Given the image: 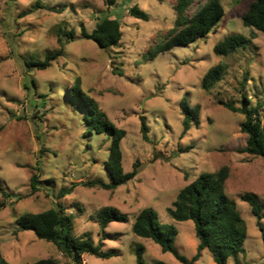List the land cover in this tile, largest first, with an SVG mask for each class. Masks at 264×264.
Segmentation results:
<instances>
[{
	"label": "rangeland",
	"instance_id": "374dc122",
	"mask_svg": "<svg viewBox=\"0 0 264 264\" xmlns=\"http://www.w3.org/2000/svg\"><path fill=\"white\" fill-rule=\"evenodd\" d=\"M38 1L44 7H36ZM252 1L222 0L225 16L207 37L149 58V49L173 28L176 0H116L113 5L105 0H0V190L10 194L0 196L6 204L0 206V249L6 259L25 264L55 258L72 264L53 242L20 230L16 223L26 212L62 207L72 215L76 236L116 252L109 258L84 254L83 264H137L138 245L145 247L148 264H185L152 239L135 234V216L145 207L156 209L161 223L177 227L174 245L191 259L199 243L195 224L175 221L168 207L202 172L229 166L226 193L236 200L248 229L240 264H264L263 232L251 205L242 199L253 192L264 207V157L242 152L248 139L241 129L245 114L224 104L242 107L243 94L252 105L258 100L264 104V33L243 23ZM134 5L148 14L147 20L130 14ZM195 10L191 6L188 14ZM104 17L121 22V42L111 49L100 48L81 33L84 28L92 32ZM231 34L249 38L248 46L218 55L214 46ZM60 37L65 49L50 66L26 64L44 61L60 48ZM220 63L227 65L223 79L204 89V75ZM77 79L109 119L127 131L121 144L123 165L130 172L137 163L139 173L115 190L77 184L60 197L61 189L81 181L111 182L105 166L110 142L106 134L89 130L73 88ZM184 98L200 107L199 121L185 134ZM141 116L149 125V140L143 138ZM33 175L38 178L36 192ZM104 206L128 216L125 222H111L106 238L95 221L96 211ZM194 264L217 262L204 249ZM229 264L236 263L230 259Z\"/></svg>",
	"mask_w": 264,
	"mask_h": 264
},
{
	"label": "trees",
	"instance_id": "16d2710c",
	"mask_svg": "<svg viewBox=\"0 0 264 264\" xmlns=\"http://www.w3.org/2000/svg\"><path fill=\"white\" fill-rule=\"evenodd\" d=\"M107 5H113L116 0H105ZM36 7H44L39 1ZM191 6L196 10L189 15ZM51 10V7H48ZM175 21L171 28L157 43L147 52L149 58H155L159 53L171 50L176 46L189 45L201 38L207 37L220 24L225 16V7L222 0H176L173 5ZM131 15L144 20L148 14L138 5L128 9ZM245 26L253 31L258 30L264 33V0H253L243 17ZM82 36L94 41L102 49H111L119 46L123 32L121 22L117 18L104 17L99 20L92 32L82 29ZM71 38L75 36L74 31L67 33ZM250 39L242 34H231L220 40L214 51L218 55H228L241 47H247ZM60 48L46 56L44 61L31 59L26 62L28 66H37L45 69L50 66L51 61L63 54L65 41L59 38ZM227 71V65L220 63L210 68L204 75L202 86L211 90ZM75 96L80 106L86 112L85 118L89 124V130L98 134H106L110 142L108 159L105 162L106 169L111 176V182L101 179L81 181L73 184L70 188H63L59 196L70 194L77 184L88 187H99L106 190H115L118 186L124 185L133 180L139 173L137 163L133 164V170L126 172L123 165L122 140L126 137L127 131L118 127L107 113L101 109L98 102L90 97L81 88V80L77 79L74 86ZM232 111H239L245 114V120L241 123V129L248 135L247 145L242 152L255 156L264 157V115L263 101L258 100L252 105V100L243 94L242 107H237L231 102L224 103ZM183 114V133L185 134L193 122L200 119V107L192 106L187 98L181 102ZM2 126L0 125V131ZM141 131L143 138L149 140V125L145 116H141ZM230 176L229 166H223L216 172H202L195 180L183 187L173 204L168 207L169 215L178 222L192 220L195 224L196 235L199 243L196 254L191 258L182 255L174 245L178 236V229L173 224H163L160 221L159 213L153 207L143 208L136 216L132 229L138 236L152 239L161 246L163 252L172 253L179 261L185 264H194L201 256L204 249L213 254L217 264H229L234 259L240 264V255L245 252V241L248 235L247 223L243 218L236 200L226 193V181ZM38 178L31 177L32 192L39 190ZM5 197L10 194L3 192ZM242 199L251 205V209L257 217V224L263 232V204L253 192H246ZM0 206H6L0 201ZM128 216L113 206H104L95 213V221L100 225L103 237H107L106 228L113 221L125 222ZM20 230H31L40 239L53 242L60 251L72 258V264H83L84 254L96 257L109 258L116 254L115 251H103L91 241L74 234L72 215L64 211L62 207H53L42 212H26L16 219ZM145 247H136L137 264H148L144 258ZM0 264L13 263L5 258L0 249ZM25 264H60L55 258H44ZM157 264H169L165 261H158Z\"/></svg>",
	"mask_w": 264,
	"mask_h": 264
}]
</instances>
